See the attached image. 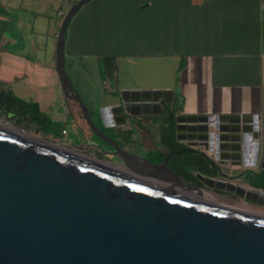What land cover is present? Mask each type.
Returning a JSON list of instances; mask_svg holds the SVG:
<instances>
[{
  "label": "water",
  "instance_id": "95a60500",
  "mask_svg": "<svg viewBox=\"0 0 264 264\" xmlns=\"http://www.w3.org/2000/svg\"><path fill=\"white\" fill-rule=\"evenodd\" d=\"M90 1L79 0L64 16L54 70L70 113L126 169L26 137L14 126L0 128V264H264V215L221 205L205 191L239 190L264 208V191L223 180L217 167L218 157H226L264 171V116H174L175 142L185 136L187 147L212 154L200 153L217 171L197 172L203 187L166 166L175 153L151 164L119 148L92 123L64 69L67 24ZM172 96L171 89H122L100 114L125 125L126 116L137 115L130 109L162 115L160 101L171 106Z\"/></svg>",
  "mask_w": 264,
  "mask_h": 264
},
{
  "label": "crops",
  "instance_id": "0c3cea01",
  "mask_svg": "<svg viewBox=\"0 0 264 264\" xmlns=\"http://www.w3.org/2000/svg\"><path fill=\"white\" fill-rule=\"evenodd\" d=\"M51 1L42 0L39 7L30 3V0H0V19L6 18L11 12L16 14L12 21H15L22 32L25 49L35 54L38 50L48 48L47 45L50 44L43 63H36L29 57L6 50L0 45V82L16 96L11 89L13 84L24 88L43 86L44 81L37 76L39 69H43L46 78L51 70L56 78L50 81V90L38 93L27 102L36 103L41 112L55 121H72L81 132L85 126L75 113H70L54 70L58 34L54 32L48 19ZM66 1L62 0V4L70 8L75 2ZM116 1L121 16L128 17L130 14L134 19L133 24L146 22L150 27H161L157 36L167 48L163 55L176 61L174 78L160 88L173 90L171 106L160 101L163 112L169 107L175 111L174 116H264V0ZM94 7H91L92 10ZM59 12H62L61 9ZM9 14L7 18L12 19ZM62 14L64 16L63 12ZM41 36L44 37L43 40L39 39ZM80 39L85 44L83 36ZM96 64L98 68V61ZM16 67L25 71L17 73L14 69ZM70 67L75 72L80 65L72 60ZM71 84L73 85L72 82ZM76 84L73 87L87 107L89 105L85 100L89 104L93 101L94 107L102 109L111 99H118V96L107 94L106 90L109 89L102 81L97 85L98 90L80 73ZM107 120L108 130L126 135L129 139L139 136L148 140L145 144L150 143L154 148L161 147V115L145 116L140 113L133 117L126 116L125 125L121 121L111 124L115 121L112 116ZM136 121L139 123L138 127L135 126ZM64 130L67 131L65 127ZM179 140L178 144L183 145L187 138L180 137ZM195 152L212 156L203 148L196 147ZM218 161L228 170L248 169L244 167L243 161L234 158L218 157Z\"/></svg>",
  "mask_w": 264,
  "mask_h": 264
},
{
  "label": "rangeland",
  "instance_id": "374dc122",
  "mask_svg": "<svg viewBox=\"0 0 264 264\" xmlns=\"http://www.w3.org/2000/svg\"><path fill=\"white\" fill-rule=\"evenodd\" d=\"M30 3L41 7L42 0H30ZM117 3L116 0H92L81 7L68 22L64 35V69L69 80L74 86H77L76 79L78 80V74L80 73L88 83L97 87L98 83L101 82V78L96 62L101 56H110L114 59L115 71L113 77L114 84H112V81L108 83L110 87L109 91L107 90L108 95L118 96L122 89H127H121V87H129L131 88L130 90L150 91L166 86L171 78H174L176 61L170 56L163 55L167 48L157 36L161 27H150L146 22L140 23V25L133 24L134 19L130 14H128V17L121 16ZM130 3H133L132 0ZM50 4L48 19H50L54 32L58 34L62 20L70 7L63 5L62 0H52ZM93 5L95 7L92 10L91 7ZM139 7L141 8V6ZM60 9L64 13V16L57 14ZM9 15L12 19H8L7 17L0 19V45L6 50H12L29 57L36 63H43V57L49 53L50 44H46L48 48H44L41 51L38 50L35 54L25 49L22 32L17 28L15 21H12L16 14L11 12ZM9 28L10 31H8ZM82 36L85 39V44L80 39ZM39 39L43 40L44 37L41 36ZM45 39L48 40V38ZM87 40H90V42ZM71 42L74 44L73 47ZM72 60L78 62L80 65L75 72L70 67ZM14 69L17 73L25 71L17 67ZM47 74L50 79L46 78L43 69H39L37 76L44 81L43 86L24 88L18 84H13L11 89L17 97L30 101L38 93L50 90V81H53V78L55 80L56 77L51 70ZM28 75L31 77L30 74ZM97 89L99 90L98 87ZM85 101L89 105L90 116L93 122L98 123L100 117L99 109L94 107L93 101L90 102L91 104L87 100ZM49 118L53 120L51 116ZM0 120L13 126L2 117H0ZM53 121L65 127L68 131L61 141L45 138L37 130H33L35 128H31L30 131H23L38 139L43 138L53 143H59L61 146L70 148L71 150L81 151L86 148L84 134L76 128V125L72 121ZM85 128L88 130L86 126ZM52 131L49 134L50 137L56 135L57 132L55 129ZM94 140L99 142L96 138ZM234 182L247 186L246 178H240L234 180ZM232 207V209L246 213L264 215L263 209L246 208L241 206L239 202L232 204Z\"/></svg>",
  "mask_w": 264,
  "mask_h": 264
},
{
  "label": "trees",
  "instance_id": "16d2710c",
  "mask_svg": "<svg viewBox=\"0 0 264 264\" xmlns=\"http://www.w3.org/2000/svg\"><path fill=\"white\" fill-rule=\"evenodd\" d=\"M79 0L75 1L74 6ZM98 70L102 82H113L115 63L113 57L101 56L98 58ZM111 85V84H110ZM107 91V90H106ZM174 114L175 111L166 107L162 118L166 128L162 129L161 142L168 147L170 153H175L168 159V163L173 167L176 174L185 180L193 179L191 171L197 170L206 174L215 173L210 166V160L197 152L181 150V146L174 140ZM0 117L11 123L13 126L30 131L37 130L43 137L51 140H62L64 127L54 122L48 115L40 111L36 103L24 101L14 96L6 85L0 82ZM57 130L56 135L49 136L52 130ZM166 154L160 155V160H164ZM248 183L255 189L264 191V173L251 174L248 176Z\"/></svg>",
  "mask_w": 264,
  "mask_h": 264
},
{
  "label": "flooded vegetation",
  "instance_id": "af4514ba",
  "mask_svg": "<svg viewBox=\"0 0 264 264\" xmlns=\"http://www.w3.org/2000/svg\"><path fill=\"white\" fill-rule=\"evenodd\" d=\"M87 109L89 111V107H87ZM100 110L101 109H99V116H100L99 119L100 120L98 121V123L93 122L91 116L90 118H91L92 123L99 129V131L103 135L107 136L119 148L137 156L140 159H146L151 164H162L163 163L164 160L162 161L160 160V155L166 154L167 156L170 153L168 151L169 150L168 147L165 144L163 145L162 142L160 141L161 147L154 148V146L150 143L145 144V142L148 140H144L142 137L138 136L137 138L129 139L126 135L118 134L117 132L108 130L106 126H107V122L109 123V121L104 119V117L100 114ZM130 110L131 112H134L136 114H140V113L147 111V109L145 108H132ZM153 111H154L153 109L149 110V112H153ZM89 114H90V111H89ZM161 117L162 118L165 117L164 112L161 115ZM115 122H119V119L113 121L111 124H114ZM138 124H139L138 121H136L135 126L138 127L139 126ZM164 128H166V125L161 123V125H159V129H164ZM82 129L84 130L82 131H83L84 138H85L86 148L81 151H76V152L86 155L90 158L99 160V161L107 162L111 165H114L115 167H119L120 169H126L125 164L119 158V156L116 154L115 150L111 146H109L105 142L98 139L90 130H86L85 127H83ZM95 138L98 139L99 142L95 141L94 140ZM182 138H187V137L183 136ZM180 146H181V150H185L189 152L196 151V147H187L185 144L180 145ZM166 166L170 168L172 171H174L173 167L168 163V161L166 162ZM217 167L219 168V171L221 172V174L226 176L224 177L225 179L223 178V180H229L235 185L243 186L241 184L235 183L234 180H237L240 178H246L247 186H243L244 188L251 187L248 183L249 175H251L252 173L253 174H257L260 172L264 173V171L260 170L259 165H256L254 168H250L247 170H240V171H231L218 164H217ZM213 170L215 171V173H217V171L214 168ZM197 172H200V171H197V170L191 171V175L193 179L186 180V181L194 183L200 187H203V185L199 181H197V179L195 178ZM211 174H214V173H211ZM205 191L210 193V196L212 197V199H214L217 203L224 205L226 207H229V208H233L232 204L234 203L236 204L239 202L241 203V206L246 207V208L252 207V208H259V209L264 210V208H262L256 203L257 201L255 199H252V197L246 198L245 193L239 190L235 191V194L219 192V191L210 190L207 188H205ZM203 196L211 200L210 199L211 197L208 194L205 193L203 194Z\"/></svg>",
  "mask_w": 264,
  "mask_h": 264
},
{
  "label": "bare ground",
  "instance_id": "6f19581e",
  "mask_svg": "<svg viewBox=\"0 0 264 264\" xmlns=\"http://www.w3.org/2000/svg\"><path fill=\"white\" fill-rule=\"evenodd\" d=\"M0 128L5 129V130H8V131H16L10 124L4 123L2 120H0ZM19 133H21L22 135H25L26 137L35 138V139L39 140L38 138L34 137L31 134H28V133H25V132H19ZM203 198L209 200L205 196H203Z\"/></svg>",
  "mask_w": 264,
  "mask_h": 264
},
{
  "label": "built area",
  "instance_id": "2783aa9c",
  "mask_svg": "<svg viewBox=\"0 0 264 264\" xmlns=\"http://www.w3.org/2000/svg\"><path fill=\"white\" fill-rule=\"evenodd\" d=\"M74 1H77V0H74ZM66 2H67V1L65 0V3H66ZM58 15H59V16H63L62 12H59ZM108 83H109L108 81L103 82L104 86H107V89H109V85H108ZM62 135H63V136H66V135H67V131H66V130H63V131H62Z\"/></svg>",
  "mask_w": 264,
  "mask_h": 264
}]
</instances>
